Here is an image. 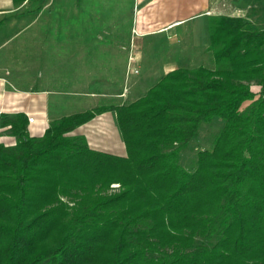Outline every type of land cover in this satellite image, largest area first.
Here are the masks:
<instances>
[{"label":"trees","instance_id":"1","mask_svg":"<svg viewBox=\"0 0 264 264\" xmlns=\"http://www.w3.org/2000/svg\"><path fill=\"white\" fill-rule=\"evenodd\" d=\"M208 31L216 69H176L131 104L42 137L1 116L17 143L0 142V264H264V29L213 16ZM111 111L125 157L71 135ZM215 120L187 170L182 153Z\"/></svg>","mask_w":264,"mask_h":264},{"label":"crops","instance_id":"2","mask_svg":"<svg viewBox=\"0 0 264 264\" xmlns=\"http://www.w3.org/2000/svg\"><path fill=\"white\" fill-rule=\"evenodd\" d=\"M55 0H0V53L16 39L28 34V42L34 40L36 35V26L40 21L36 13L22 14V10H33L34 6L53 5ZM60 5H75L77 18L71 29L77 35V42L85 41V23L81 21V5L87 6L90 13H94L95 5H103L107 11L105 16L109 19L98 21L96 17H90V21H96L98 27L103 26L104 30L98 32L100 42L128 43L138 42V49L135 56L137 59L134 67L139 68L141 82L151 84L146 89L149 90L155 86L166 74L180 68L193 69L191 65L199 62L201 59H214L210 51V36L208 31L209 18L213 16L242 17L249 20L253 26L264 23V1L261 0H60ZM226 5V8H224ZM234 7L229 9V6ZM247 5H253L252 8ZM250 8V9H249ZM72 10V9H71ZM69 27V23H67ZM108 27L107 30L105 27ZM74 29V30H73ZM69 33V32H68ZM94 40V37L92 38ZM147 42V45L144 43ZM82 48V49H81ZM75 51L62 53L67 58L65 70L61 78L62 83H69L72 80L69 75H75L77 86L79 83L84 89V74H86L85 63H98L91 61V58L99 57L94 55V50H86L85 45ZM116 51V50H114ZM113 50L107 51L105 55L108 58L124 57L125 54L115 53ZM148 51V52H147ZM30 52V51H29ZM28 53L27 68L19 67L13 69L7 65L5 56L0 55V123L1 116H14L24 114L27 118L32 116L35 123L29 124L28 134L32 137H42L49 128L50 121H56L64 116H69L80 111L67 112L61 114V111H68L69 102L61 98L60 107H54V94L51 88L37 90V71L36 54ZM61 55V56H62ZM128 56V55H127ZM126 56V57H127ZM31 59L33 63H31ZM87 59V61H86ZM177 59V60H176ZM199 59V60H198ZM198 60V61H197ZM111 63H109L110 65ZM115 65V61L112 62ZM110 65V66H111ZM216 65V64H215ZM94 66V65H93ZM123 70L127 73V64L124 63ZM108 68V67H107ZM122 68V69H124ZM100 70V69H99ZM9 72V76L6 72ZM109 72V69L106 71ZM114 72V70H113ZM122 72V71H121ZM125 73V74H126ZM48 76L53 78L55 71L51 69ZM21 76V77H20ZM126 77L123 78L125 81ZM21 80L27 82L21 85ZM14 82V84H12ZM111 79L100 80L98 85H107L109 87ZM72 84V83H70ZM96 87V86H95ZM94 88V87H93ZM100 88V86H97ZM95 90V89H94ZM41 91V92H40ZM44 91L45 93L42 94ZM129 95L128 93H126ZM84 95V94H83ZM144 96V95H143ZM140 98V97H139ZM136 98L132 101H136ZM78 103H76L77 105ZM78 106V105H77ZM60 110V112H56ZM55 111V112H54ZM116 114L108 112L97 116L91 123L96 126L98 134L105 139L104 142L108 149L102 151L105 153H118V156H126L125 145L121 134L118 138L122 141V149L116 147L113 143L117 136ZM87 126V125H85ZM82 128L77 130V134L82 133ZM8 128L0 126V142L7 147L15 146L17 138L12 136ZM71 135H75V132ZM86 136V135H85ZM120 136V137H119ZM90 144V143H89ZM110 148V149H109ZM97 150V149H96ZM119 150V151H118ZM125 151V154L122 152ZM99 151V150H98ZM101 151V150H100Z\"/></svg>","mask_w":264,"mask_h":264},{"label":"rangeland","instance_id":"3","mask_svg":"<svg viewBox=\"0 0 264 264\" xmlns=\"http://www.w3.org/2000/svg\"><path fill=\"white\" fill-rule=\"evenodd\" d=\"M60 4V0H55L54 4L48 5L47 8H45V5H36L31 11L27 8L26 10L21 11L22 14L36 13L37 18H40V21L36 26V35L34 37V40L28 42L29 38L28 34H26V36L20 37L19 39L11 42L9 46H7L6 49L0 53V55L5 56L7 65L13 69H16V66L17 68L18 66H26L27 68L28 53L34 55L33 52H35L37 90L39 91L41 88V90H43L47 87L51 88L54 94V98H52V100L55 99L54 101H57L54 102L55 108L60 107L61 98L65 99L64 101L69 102L70 108L68 109V111H61V114L63 115L67 114V112L71 113L75 111H80L78 113H83L103 106L128 105L131 104L134 99L139 97L141 98L143 97V95L145 96L149 91L146 88L148 86H151V84H147L146 87L145 82L139 81L141 80V77H144V75L141 76L139 68L136 69L134 67L137 62L135 54L136 52L140 51V49H138V42L136 43L133 40V42L128 43L127 46L126 43H111V41L109 42L108 39L107 42H103V40L100 42V40H98V32L103 31L104 27H98V22L96 23V21L93 22V20L90 21L89 19L93 16L96 17L98 21L109 19L108 16H105V13L107 11L104 9L103 5H95L96 7L94 9V13H90V10H88L87 6H80V23H85L84 28L86 31V37L85 41L83 39L82 42H77V35L71 29V24H73L75 28L77 18V12L73 10V8H75V5ZM252 6L253 5H247V7L250 8H252ZM233 7L234 6L231 5L229 6V9ZM224 8H226V5ZM67 23H69L68 28ZM254 27L260 30L264 29V23H260L259 25H255ZM107 28L108 27L106 26L105 29L107 30ZM93 37L94 40L92 39ZM82 44L85 45L86 50H94V55H99V57L90 59L92 62L97 61L98 63H85L84 71L86 72V74H84V89H81L82 85L80 83L78 86L79 88L75 87L77 86V83L75 75L73 74L68 76L72 78V80H69L68 84L62 83L61 78L63 77L64 73L60 72L61 70H65L64 66L67 60V58L63 57L62 53H65L66 51H75L77 50L78 46L79 48H81ZM144 45H147V42L144 43ZM136 48L138 51L136 50ZM110 49L113 51L116 50L114 52L117 53V55H119V53L121 52L125 54V56H119L114 59L108 58L105 53L107 51H110ZM113 61H115L114 66L111 65ZM31 63H33L32 59ZM109 63H111V66L109 65ZM124 63L127 64V73L125 71L123 73V70H125V68L123 67ZM199 67L216 69L215 61L212 58L201 59L199 62L191 65V68L193 69ZM51 69L55 71L52 79L47 74L49 71H51ZM108 69L110 73L106 72ZM8 74L9 72L7 71L6 75ZM125 77L126 79L125 81H123V78ZM107 78H110L112 81L110 82V85H108L109 87H106L107 85H105L104 87H102L103 85L101 84L98 85L97 82ZM12 84H14V82H12ZM21 85L27 86V82L21 80ZM97 86H100V88H97ZM252 88L255 92L259 91V88L256 85H253ZM42 92V94L45 93L44 91ZM126 93H128L129 95H127ZM76 103H78V106L76 105ZM248 104L249 103H247L246 105ZM56 112H60V110H57ZM111 112L115 113L114 111ZM115 120L117 122V117L115 118ZM52 122L53 121H50L49 124H51ZM91 122L85 124L87 126H81L83 127L81 130L83 136L86 135L85 137L88 143H90L89 145L92 149L106 151L105 149H108V147L104 143L106 142L105 139L98 134L96 126ZM222 127L223 122L220 120H215L210 124L202 126L198 136L191 142L188 148L181 155V164L187 170H192L196 167L197 154L199 151L213 149L214 139L220 132ZM6 128L9 129L10 127L8 126ZM77 130L75 131V135H78L76 133ZM115 132L117 136L114 140L117 141H114L113 143L116 145L117 149H122L123 144L121 142L123 140L121 141L118 138V135L120 134L118 125L117 129L115 128ZM119 152L114 153V155H119ZM122 152L125 154V151L122 150ZM111 192L113 191L111 190Z\"/></svg>","mask_w":264,"mask_h":264},{"label":"built area","instance_id":"4","mask_svg":"<svg viewBox=\"0 0 264 264\" xmlns=\"http://www.w3.org/2000/svg\"><path fill=\"white\" fill-rule=\"evenodd\" d=\"M29 124L35 123V118L32 116H28ZM114 187H118L119 185H113Z\"/></svg>","mask_w":264,"mask_h":264}]
</instances>
